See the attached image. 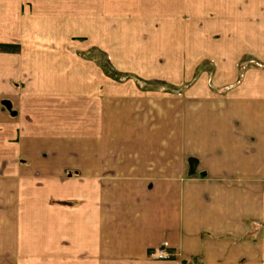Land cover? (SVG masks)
Here are the masks:
<instances>
[{
    "label": "crops",
    "instance_id": "obj_1",
    "mask_svg": "<svg viewBox=\"0 0 264 264\" xmlns=\"http://www.w3.org/2000/svg\"><path fill=\"white\" fill-rule=\"evenodd\" d=\"M0 264H264V0H0Z\"/></svg>",
    "mask_w": 264,
    "mask_h": 264
},
{
    "label": "built area",
    "instance_id": "obj_2",
    "mask_svg": "<svg viewBox=\"0 0 264 264\" xmlns=\"http://www.w3.org/2000/svg\"><path fill=\"white\" fill-rule=\"evenodd\" d=\"M151 258L164 259L168 257L167 251L164 247H155L149 252Z\"/></svg>",
    "mask_w": 264,
    "mask_h": 264
},
{
    "label": "rangeland",
    "instance_id": "obj_3",
    "mask_svg": "<svg viewBox=\"0 0 264 264\" xmlns=\"http://www.w3.org/2000/svg\"><path fill=\"white\" fill-rule=\"evenodd\" d=\"M97 58H95L97 60V63L101 66V67H105L107 68L106 64H105V59L103 56H100L98 53L94 54Z\"/></svg>",
    "mask_w": 264,
    "mask_h": 264
}]
</instances>
